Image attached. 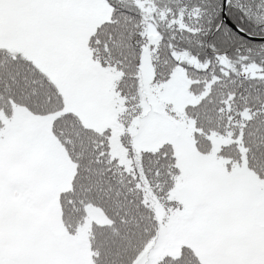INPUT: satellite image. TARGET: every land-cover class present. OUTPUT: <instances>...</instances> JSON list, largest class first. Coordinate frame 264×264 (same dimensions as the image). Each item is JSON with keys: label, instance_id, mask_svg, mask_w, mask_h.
<instances>
[{"label": "snow or ice", "instance_id": "6c2138e0", "mask_svg": "<svg viewBox=\"0 0 264 264\" xmlns=\"http://www.w3.org/2000/svg\"><path fill=\"white\" fill-rule=\"evenodd\" d=\"M0 264H264V0H0Z\"/></svg>", "mask_w": 264, "mask_h": 264}]
</instances>
